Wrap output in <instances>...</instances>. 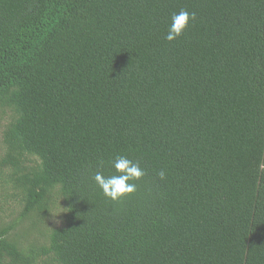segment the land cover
<instances>
[{
    "label": "trees",
    "instance_id": "obj_1",
    "mask_svg": "<svg viewBox=\"0 0 264 264\" xmlns=\"http://www.w3.org/2000/svg\"><path fill=\"white\" fill-rule=\"evenodd\" d=\"M0 264H264V0H0Z\"/></svg>",
    "mask_w": 264,
    "mask_h": 264
},
{
    "label": "clouds",
    "instance_id": "obj_2",
    "mask_svg": "<svg viewBox=\"0 0 264 264\" xmlns=\"http://www.w3.org/2000/svg\"><path fill=\"white\" fill-rule=\"evenodd\" d=\"M196 19L195 12H189L185 9L171 16V22L168 26L165 40L173 42L179 38L191 21ZM104 161H98V166L103 167ZM113 169L110 175H104L102 172H95L92 179L103 195L111 201H119L132 195L137 190L136 181H140L145 176V170L139 162H134L127 156L118 155L112 162ZM159 178L163 180L165 173L161 170Z\"/></svg>",
    "mask_w": 264,
    "mask_h": 264
}]
</instances>
